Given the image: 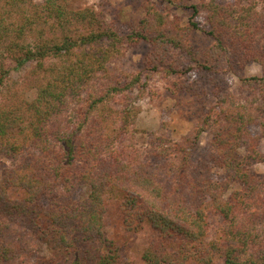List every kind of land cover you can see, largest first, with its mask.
Listing matches in <instances>:
<instances>
[{
	"label": "trees",
	"instance_id": "16d2710c",
	"mask_svg": "<svg viewBox=\"0 0 264 264\" xmlns=\"http://www.w3.org/2000/svg\"><path fill=\"white\" fill-rule=\"evenodd\" d=\"M260 1L193 6L194 16L209 13L207 35L215 40L201 63L190 42L198 23L183 27L152 4L123 34L99 11L72 8L73 0H0V156L11 162L0 181V264H133L103 231L109 197L121 200L129 230L149 224L158 231L143 264H264V177L252 169L264 156H234L241 138L236 119L228 128L217 121L214 152L188 173L189 144L159 136L150 151L140 147L128 99L154 72L225 74L244 68L246 55L264 68ZM141 43L149 49L147 73L112 67ZM29 65L26 87L36 98L26 101L24 91L9 87L4 99L8 75ZM241 81L253 91L264 88V75ZM219 102L227 113L223 105L235 104V95ZM206 129L198 128L195 139ZM215 168L225 170L224 179H213ZM83 189L86 195L77 196ZM214 216L221 227L207 242ZM36 241L50 256L35 257Z\"/></svg>",
	"mask_w": 264,
	"mask_h": 264
},
{
	"label": "rangeland",
	"instance_id": "374dc122",
	"mask_svg": "<svg viewBox=\"0 0 264 264\" xmlns=\"http://www.w3.org/2000/svg\"><path fill=\"white\" fill-rule=\"evenodd\" d=\"M42 3L43 0H35ZM203 1L210 0H73L71 7L74 9L92 8L104 15L106 21L114 26L120 33L130 32L133 25L138 24L146 16V5L152 4L166 11L172 18L177 20L181 26L187 27L194 19L199 25V29L190 35V42L193 53L201 63L207 61L208 52L215 40L207 35L211 25L209 13L202 10L194 16L193 6H202ZM223 5L235 4L237 0H218ZM259 13L264 15V4L260 1ZM256 45H261L256 43ZM148 45L141 43L128 50L126 56L112 65L117 71L125 73H147L145 71V57L148 53ZM230 56L226 55L228 59ZM242 58V65L234 66V70L220 74H201L200 70H194L184 78H178L164 72H154L144 79L145 89H137L128 97L129 102L137 111L133 129L137 132V140L140 147L145 152L150 151V141L155 137L166 136L173 142L189 144L187 153L190 154L189 171L197 169L200 160L206 159L208 154L214 152L213 140L217 125L228 128L231 119H236L234 126L241 130L239 146L234 150V156L245 158L248 154L256 157L260 153L264 156V88H245L241 78L261 77L264 75V68L258 63ZM54 60H49L52 63ZM214 63V60H211ZM228 64V62H226ZM223 65H226L225 63ZM31 65L24 69L13 70L5 80L3 95L4 99L10 100L8 89L14 91H24L22 98L32 102L37 92L35 89L27 88V73ZM230 69V68H229ZM215 80L225 88H220L213 84ZM187 83L191 89L182 88L177 83ZM10 87V88H9ZM24 89V90H23ZM235 95V104H224L229 107L227 113H222L223 107L219 102V97L226 94ZM128 104V100H126ZM119 107V106H117ZM72 109V108H71ZM70 109V110H71ZM69 110V111H70ZM214 116L207 125L202 121L208 115ZM221 114V115H219ZM231 115V117H230ZM63 119H67L65 115ZM217 121L219 124H217ZM201 126L207 127L197 139L195 134ZM188 141V142H187ZM256 161V160H254ZM11 165L10 160L0 156V181L3 178L7 167ZM254 174L264 177V162H254L252 164ZM225 170L213 169L211 176L215 180L224 179ZM239 185H232L226 196L231 194ZM82 197L86 192L80 190L76 193ZM107 212L104 217L105 234L116 241L123 255L133 264H143V256L152 243L158 240L159 233L149 224H144L138 230H129L124 223V213L122 211L121 200L114 197L107 199ZM19 220L15 222L18 223ZM210 236L207 242L216 238L219 227H221L220 217L211 218ZM36 255L50 256L51 252L44 244L36 241ZM16 264V263H15ZM217 264H224L222 259H217Z\"/></svg>",
	"mask_w": 264,
	"mask_h": 264
}]
</instances>
